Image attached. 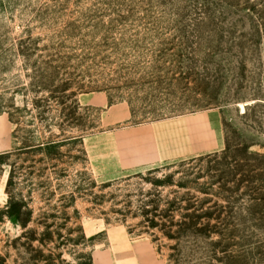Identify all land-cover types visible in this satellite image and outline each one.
<instances>
[{
  "label": "rangeland",
  "instance_id": "obj_1",
  "mask_svg": "<svg viewBox=\"0 0 264 264\" xmlns=\"http://www.w3.org/2000/svg\"><path fill=\"white\" fill-rule=\"evenodd\" d=\"M196 116L216 152L118 167L117 131ZM143 239L264 264V0H0V264H141Z\"/></svg>",
  "mask_w": 264,
  "mask_h": 264
},
{
  "label": "crops",
  "instance_id": "obj_2",
  "mask_svg": "<svg viewBox=\"0 0 264 264\" xmlns=\"http://www.w3.org/2000/svg\"><path fill=\"white\" fill-rule=\"evenodd\" d=\"M90 104L95 107H106L108 99L101 95H94L91 97ZM130 118L131 112L128 106L121 104L110 107L106 111L103 123L105 125L122 123ZM196 119L202 124L199 126H187L188 123L193 124L192 122L197 121ZM207 121L205 116H196L176 121L175 123L165 121L152 125L121 129L115 133V146L112 145L115 149L116 163L123 171H133L186 157L190 154H203L206 151L210 153L216 152L222 146V140L217 131L218 128L209 125ZM204 128L210 131L216 130V133L212 135L214 143L211 145L210 150H206L205 147H196L192 151L188 148L183 150L178 148L174 153V141L179 140L186 144L190 140L193 142L197 141L192 137L197 138L198 132ZM122 239L125 241L128 238L122 235ZM134 244L133 246L125 245V249L131 248L133 250L131 255L135 257L134 260L141 264H157L147 240L143 239Z\"/></svg>",
  "mask_w": 264,
  "mask_h": 264
},
{
  "label": "trees",
  "instance_id": "obj_3",
  "mask_svg": "<svg viewBox=\"0 0 264 264\" xmlns=\"http://www.w3.org/2000/svg\"><path fill=\"white\" fill-rule=\"evenodd\" d=\"M7 216L10 217V218H13V217L18 218V216L15 213H13V212H7ZM18 220H19V218H18Z\"/></svg>",
  "mask_w": 264,
  "mask_h": 264
}]
</instances>
